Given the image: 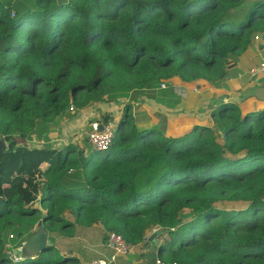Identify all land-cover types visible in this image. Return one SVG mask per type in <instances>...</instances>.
<instances>
[{"label": "trees", "instance_id": "16d2710c", "mask_svg": "<svg viewBox=\"0 0 264 264\" xmlns=\"http://www.w3.org/2000/svg\"><path fill=\"white\" fill-rule=\"evenodd\" d=\"M258 38L264 0H0V264H79L56 240L94 226L131 247L160 230L167 264H264V108L222 101L217 130L177 137L132 114L175 108L177 82L221 83ZM92 106L83 139L113 125L108 149L52 147ZM41 214L51 245L12 259Z\"/></svg>", "mask_w": 264, "mask_h": 264}, {"label": "crops", "instance_id": "0c3cea01", "mask_svg": "<svg viewBox=\"0 0 264 264\" xmlns=\"http://www.w3.org/2000/svg\"><path fill=\"white\" fill-rule=\"evenodd\" d=\"M262 62H264V44L262 39L258 38L239 56L234 70L221 83L210 85L199 82L192 85L177 82L174 85V92L180 99L175 108L165 107L153 100H144L137 104L132 110L137 129L148 128V130L152 129L177 137L191 129V126L189 127L191 122H194L195 125H198L196 123L199 122L200 125H212L211 112L222 101L234 103L243 112H255L263 109L264 74L259 73L255 76L249 74L250 69L259 67ZM115 109L119 110L120 108ZM118 110H115L117 111L114 114L115 118L120 113ZM194 117L197 120H193ZM84 123H86V116L82 126ZM73 135L71 128L64 130L61 135L52 139V147H62L72 140ZM78 139L79 137L75 140ZM151 234L149 233L146 236L148 239L141 244L132 246V252L128 255L117 256L112 264H150L151 261L153 262L152 258H156V248L161 238L160 236L156 238V244H153V240L150 239ZM60 238V241L56 240V243L61 245L58 246L65 251L64 253L76 257L79 264L93 259H109L111 257V252L101 241L99 226H94L92 230L86 229V232L74 235L72 239Z\"/></svg>", "mask_w": 264, "mask_h": 264}, {"label": "built area", "instance_id": "2783aa9c", "mask_svg": "<svg viewBox=\"0 0 264 264\" xmlns=\"http://www.w3.org/2000/svg\"><path fill=\"white\" fill-rule=\"evenodd\" d=\"M259 73L264 74V62H262L259 67L249 70L251 76H255ZM161 87L164 88L165 86L162 85ZM90 127V131L86 134L87 144L92 150L97 152L107 150L113 137V125L103 126L101 131H99L100 124L98 123H92ZM107 249L111 252V257L109 259H93L83 264H112L117 256L128 255L132 252L131 246H129L120 235L114 233L108 234ZM11 258L13 259L14 255H12ZM156 264L167 263L157 259Z\"/></svg>", "mask_w": 264, "mask_h": 264}, {"label": "water", "instance_id": "95a60500", "mask_svg": "<svg viewBox=\"0 0 264 264\" xmlns=\"http://www.w3.org/2000/svg\"><path fill=\"white\" fill-rule=\"evenodd\" d=\"M102 130V126L99 127V131ZM148 130V128L139 129V131ZM7 149V143L0 136V154H2ZM3 205L2 199H0V207ZM45 214H41V219L36 224L29 239L21 244L18 249L13 251L14 255L20 256L22 258H31L38 255L46 246L51 245L48 240V232L44 229L42 221ZM162 235L161 231L152 232L150 239L153 240V244H156V238ZM146 238L145 240H147Z\"/></svg>", "mask_w": 264, "mask_h": 264}, {"label": "rangeland", "instance_id": "374dc122", "mask_svg": "<svg viewBox=\"0 0 264 264\" xmlns=\"http://www.w3.org/2000/svg\"><path fill=\"white\" fill-rule=\"evenodd\" d=\"M105 108H108L106 105H103ZM110 107H111V105H110ZM121 111V108L118 110V112H120ZM85 114H83L84 116H86V123H84V125L82 126V123H80V124H72L71 125V131L74 133V135L72 136V140H73V142L74 143H76L79 139H80V137H81V139H80V145H82V146H84L85 144H87L86 142H85V140L83 139L84 138V136H85V134H83L87 129H88V127H86V126H88L87 125V121H89V120H94V119H96V120H101V115H102V113H104L103 112V110L102 109H100V108H97V107H95V106H92V107H90L89 109H87V110H85V111H83ZM120 116V113L118 114V116L116 117V118H118ZM193 120H197V118L196 117H194V119ZM197 122H199V121H197ZM74 123H76V121L74 122ZM212 123V125H210L209 124V127H211V128H213V129H215V130H217V126H216V124L214 123V122H211ZM196 124H198V125H200V122L199 123H196ZM192 125H195L194 124V122H191L190 123V125H189V127L191 126L192 127ZM203 125V124H202ZM149 130H152V129H149ZM50 137H52L53 139H55L56 138V136H53V135H51ZM77 137H79V139L76 141L75 139L77 138ZM221 141V140H220ZM20 143H22L21 141H20ZM36 206H38V205H36ZM225 206V205H224ZM229 206V205H228ZM232 207H234V208H236V207H245V205H243V204H239V205H232V206H230V207H228V208H232ZM185 212H187V211H185ZM156 231H160V230H156ZM153 232H155V231H153ZM12 254H13V250L11 251V253H10V255L12 256ZM139 259V258H138ZM153 259V262L151 261V263L150 264H156V260H157V258H152Z\"/></svg>", "mask_w": 264, "mask_h": 264}, {"label": "clouds", "instance_id": "9594fccd", "mask_svg": "<svg viewBox=\"0 0 264 264\" xmlns=\"http://www.w3.org/2000/svg\"><path fill=\"white\" fill-rule=\"evenodd\" d=\"M106 248H107V241H106Z\"/></svg>", "mask_w": 264, "mask_h": 264}]
</instances>
